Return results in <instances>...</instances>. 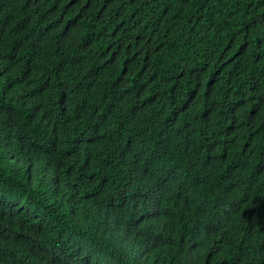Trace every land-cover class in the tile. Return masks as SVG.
Returning <instances> with one entry per match:
<instances>
[{
	"label": "trees",
	"instance_id": "16d2710c",
	"mask_svg": "<svg viewBox=\"0 0 264 264\" xmlns=\"http://www.w3.org/2000/svg\"><path fill=\"white\" fill-rule=\"evenodd\" d=\"M0 264H264V0H0Z\"/></svg>",
	"mask_w": 264,
	"mask_h": 264
}]
</instances>
